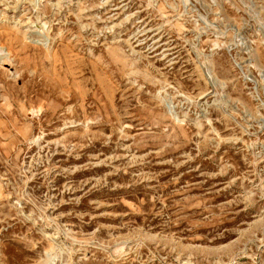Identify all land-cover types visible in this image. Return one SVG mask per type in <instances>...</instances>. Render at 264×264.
<instances>
[{"label":"rangeland","instance_id":"obj_1","mask_svg":"<svg viewBox=\"0 0 264 264\" xmlns=\"http://www.w3.org/2000/svg\"><path fill=\"white\" fill-rule=\"evenodd\" d=\"M0 264H264V0H0Z\"/></svg>","mask_w":264,"mask_h":264}]
</instances>
